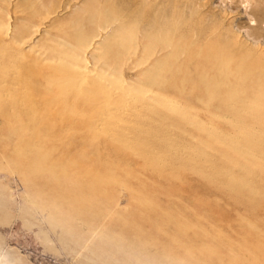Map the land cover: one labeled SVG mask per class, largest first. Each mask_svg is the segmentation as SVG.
<instances>
[{"label":"rangeland","instance_id":"obj_1","mask_svg":"<svg viewBox=\"0 0 264 264\" xmlns=\"http://www.w3.org/2000/svg\"><path fill=\"white\" fill-rule=\"evenodd\" d=\"M0 264H264V0H0Z\"/></svg>","mask_w":264,"mask_h":264},{"label":"bare ground","instance_id":"obj_2","mask_svg":"<svg viewBox=\"0 0 264 264\" xmlns=\"http://www.w3.org/2000/svg\"><path fill=\"white\" fill-rule=\"evenodd\" d=\"M125 32V31H124ZM227 47V46H226ZM225 51V50H224ZM217 60V59H216ZM156 69V68H155ZM233 73V72H232ZM74 79H72V81H73ZM263 85V84H262ZM98 87V86H97ZM98 89V88H97ZM101 98V97H100Z\"/></svg>","mask_w":264,"mask_h":264}]
</instances>
